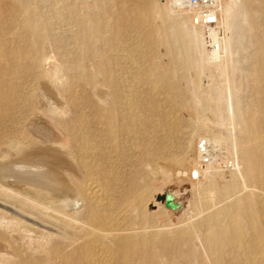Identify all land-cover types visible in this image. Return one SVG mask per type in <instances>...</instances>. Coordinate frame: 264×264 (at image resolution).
<instances>
[{
    "label": "bare ground",
    "instance_id": "6f19581e",
    "mask_svg": "<svg viewBox=\"0 0 264 264\" xmlns=\"http://www.w3.org/2000/svg\"><path fill=\"white\" fill-rule=\"evenodd\" d=\"M167 1H169V6H167L169 7V9L168 11H165V13L168 12L167 16L171 15V22L172 19L176 18V20H174L175 22H173L175 23V27L177 29L176 31H178L177 36L179 37V39L183 40L185 38L188 42H190L191 45L194 46L201 59H204V64H206V67L207 64L211 61L215 62L213 64L214 69L212 70H207L206 67L205 69H203L201 67L203 63H201L200 66H196V68L194 69L196 71L195 74H197L198 78H202L203 75H208V77L211 78H209L211 82L216 80H218L219 83L221 80L227 81L229 78V73H232L230 72L232 65L231 49L233 46L234 32L237 20L236 7L238 3V5L241 6L239 2L241 0H220V25L222 27L223 40L221 43L222 49L219 53H212L208 50L205 40V33L202 28H199L194 24V17L192 16L191 11L184 7V0ZM163 7L164 6H162V8ZM145 10L146 9H140L139 7L138 10H134V12H136L134 16H140L141 12H145ZM23 17L25 18L24 14ZM20 19L22 20L23 18L21 17ZM20 22L21 21H19V23ZM252 26H250V29ZM18 28L20 29V27ZM169 28L172 30L171 27ZM171 30H169L168 33ZM179 39L176 38L177 41H179ZM84 40L85 39H83V41ZM114 41L116 42V40ZM182 43L184 46V42ZM260 43L261 42L258 41V44ZM94 44L96 45L95 42ZM185 47H182V50L185 49ZM41 51L42 50L39 49L38 53H41ZM188 51L189 50H187V52ZM178 53H181V51ZM185 53L186 50L184 54ZM142 54L143 53H141V55ZM235 54L237 55V52ZM136 55L139 56L138 54ZM262 55L264 54L262 53ZM109 57L107 55L106 58ZM114 57L115 56H113V58ZM185 58L189 59L186 54ZM50 59H52V57ZM136 59L137 57L135 58V60H133L137 61L138 59ZM47 60L46 62L44 60L45 64L47 63ZM99 60H97V62H99ZM81 62L84 63L85 66V62ZM27 63H29L28 60ZM139 63L141 64V62ZM188 65L189 64H187V66ZM128 66H130V64L125 67L127 68ZM66 67L67 66H65V68ZM84 68L90 69L89 67ZM188 69L189 66L187 67V70ZM68 70L70 69L68 68ZM136 70L134 69L135 72ZM176 71L178 72L179 70ZM66 72L64 71V67H60L58 64H56V62H49L47 68L41 71L40 78L38 79L39 85L37 86L40 87V89L38 90H41L40 92H42V95L44 94V96L47 98V103L46 101H42V96V98H39L42 100L40 101V105L38 106L36 103L39 102L37 101V97L35 95L37 92H34V89L37 90V88L29 86L28 83L26 84L28 86L25 87V84H23L24 82H22L24 81L23 77L27 75H21L17 77L13 75L14 77L12 76V80H14L16 77L18 82H15L16 85L7 91L3 88V86H0V264H30L31 259H33L32 264H126L129 254L133 253L134 255V251L137 252L138 248L145 249L148 246H156V244L160 241L166 242L165 240L167 238H174L176 239L175 241L180 242H183L184 240L194 241L197 237L198 239H200V234L203 236V239L202 237L201 239L203 240V246H205V249L210 258V264H223V261L221 262V260H219V258L217 257V242L222 237H227L229 235H231L230 237L232 239L230 240V242L233 241L235 247L234 249V247H232L233 244L231 243V249H237L236 256L240 255L242 259L240 257L239 258L243 260L245 264H264V229H261L257 232L253 231L251 236H245L243 233L244 228L242 229L243 226H241L239 222V211H241L240 209H242L244 206L246 207L245 209H249L253 203L252 198L254 197L251 196L252 190L250 193V191L245 189V191L249 192L245 196L243 195L241 197L237 195V190H240L238 189L239 179L241 180V178L244 179L245 177L249 178V175L252 173H250L251 170L259 179H264V135H258L256 134L257 132L255 133L254 131L248 132L246 136L247 141L245 140V142L244 139L240 137L241 139L238 140V143H236L237 148L233 147L235 148V150H239L237 151L240 152V156L237 157L236 155L234 159L235 161L233 160V165H235L234 170H232L228 175L224 173L221 167L219 168L217 166V161L215 160L216 158H218V156L216 157L217 151L219 150L217 148L222 144H225L224 146H226L227 142H230V139H233L231 138V136L236 138L239 135H231L230 127H232L234 121L233 119L235 117L231 118L232 115L229 117L227 115L228 112H224V110L221 108L225 100L222 103L219 100L217 96L219 93H216L215 90L218 89L216 88V86L214 89L202 87L203 89H207L205 91L200 86L202 85L201 82L199 85V81L193 79L196 82L198 81V83L196 85L195 98L192 100V103L193 105H196L197 101L200 100L203 106L201 110L202 112H197V117H194L196 121L194 120L193 126L191 127L192 130H190L189 135L187 134L188 137L186 136V145H184L182 148L180 145L181 143L179 144L180 148L176 145L178 136L182 131L180 129L182 122L180 123L179 121V124L174 120V118V122L172 121L171 124H169L171 120H167L166 122H168V127L169 125L170 127L169 130L168 128H166L167 135H165L166 137H164L166 138V143L165 145L162 144L164 146L163 151L159 153L158 156H155L157 158L155 160L153 159L154 161L151 162L150 160V162H148L144 160V162H141L142 160L138 161V158L136 159L135 156V151L138 150L137 147L139 146L137 135H141L139 130L136 131V127H141L143 125L141 123V119L145 121L146 118L145 113L143 114L144 117L142 118V114H136L134 111V109L138 110V108L140 107L138 105L139 102L137 103V101L141 99V97L138 98V90L135 88L137 91L136 97L138 96V100L136 99L137 101L133 99L135 97L133 94H127L124 96V101H122V104L124 103L123 105H125L123 112L121 110L117 111V109L112 106L114 102H111L112 107L105 106L108 98L107 96H109L110 92L108 93L107 91H104L102 89H99L97 95L95 94L97 96L98 104L86 105L82 112H78L77 103H79V101L82 99L80 95H78L80 92L76 94V92L79 90L76 89L77 91L75 92V94L73 93L75 95L74 101L72 99V101H68L67 98L65 99L59 90V87H61L63 83L65 84V78L67 76H69L70 78V74L66 76ZM78 73L79 76H81L80 71ZM140 73L142 74L143 72L141 71ZM129 74H127V76ZM91 76L92 75H90V77ZM68 80L70 81V79ZM4 81L3 84L5 83ZM139 81L140 83H142L141 80ZM149 81L151 80L149 79ZM152 81L149 83H152ZM121 82L122 80L120 81V83ZM213 84L216 83L213 82ZM210 85H212V83ZM220 85L221 84L217 85V87H221ZM127 86H130L128 85V82ZM230 86L233 87V85ZM104 87L106 86L104 85ZM122 87H124L123 89H125L126 86ZM132 87L131 89H134ZM225 88H223L225 91L223 93H228L227 96L229 95V97L231 98V94H229V92H226ZM135 89L129 91H134L133 93H135ZM234 89L236 88L234 87L233 90L231 89V93H233ZM194 91L195 90H193V92ZM217 91H221V88ZM66 93L67 92L65 91V94ZM232 95H234V93ZM221 96L224 97V95ZM92 97H94V94ZM115 97L117 96L115 95ZM190 97L192 99L194 97V94L193 97ZM198 103L200 102L198 101ZM219 103H221L220 106ZM235 105L236 104H234V106ZM237 107L239 106L237 105ZM196 108L197 107L195 106V110ZM229 108L231 109L232 107L230 106ZM233 109L235 110V107ZM242 110L246 112L245 109ZM142 111L143 110L139 111V113H142ZM207 115H209V117ZM168 117L169 116H167V118ZM244 117L246 118L247 116ZM237 120L238 119H236V121ZM248 120L250 119L248 118ZM238 126L239 125H237V127ZM241 127L242 126H239L238 128ZM135 128L136 130H134ZM163 129L164 128H162V130ZM233 129L232 131L234 133L235 129ZM244 130L243 132H245ZM237 131L239 132L240 130ZM125 134H127V138H123ZM182 134L184 135V133ZM143 138L144 136H142V140ZM197 138L200 139L197 141ZM202 139L207 141L210 148L209 154L211 157V161L204 166H201L200 164L201 158L198 153V142ZM182 143H184L183 140ZM228 146H230L231 148L226 146L225 149L228 153H231V142ZM178 148L180 149L179 152L177 151ZM137 155L139 156V154ZM194 170L199 171L197 180H193L191 178V173ZM169 177H172L173 179L170 180ZM246 181L247 180L245 178V183L247 184L246 187L248 186V184H253L249 183L250 180L248 181V183ZM260 182L263 183L262 180L259 181V183ZM243 184H241V186H245V184ZM256 184L258 183H255L254 187H256ZM257 187L259 188V186ZM258 194H260V191ZM168 195L173 198L174 203L178 204V209L176 211L167 209L164 203L157 200L158 197ZM213 198L215 199V201H213V206H210L212 204L211 199ZM216 201L220 202L215 203ZM242 210L245 213L244 209ZM188 212L194 213L195 216L202 214V217L198 218V220L194 219L195 221H192L193 218L191 216V220L185 219ZM204 213L206 214L204 215ZM253 213H249L248 223L251 227L256 223V221L257 223L259 222L256 219L257 214ZM171 216L177 217L175 218V222L174 220H172L173 217ZM246 216L247 215H245V217ZM258 224H261V222H259ZM246 227L247 226H245V228ZM228 239L230 238L228 237ZM197 242H195L194 244H196ZM162 244L164 245V243ZM173 246L175 245L173 244ZM176 249L177 248H175V250ZM163 253L165 252L163 251ZM151 254H153V252ZM187 257L188 256H186L185 259ZM203 257L205 260L206 256L203 255ZM141 259L145 261L144 258ZM150 259L148 261H150ZM233 259H235V257ZM153 260L155 259H152L151 262H153ZM129 261L134 262L135 260ZM228 261L229 260H227V262ZM174 262L172 261L170 263ZM201 262L203 261L201 260ZM205 262H208V260H206ZM229 264H231V262Z\"/></svg>",
    "mask_w": 264,
    "mask_h": 264
},
{
    "label": "rangeland",
    "instance_id": "374dc122",
    "mask_svg": "<svg viewBox=\"0 0 264 264\" xmlns=\"http://www.w3.org/2000/svg\"><path fill=\"white\" fill-rule=\"evenodd\" d=\"M87 2H89V3H87ZM239 2L241 4V6L238 5L239 4L238 3L237 7H236L237 20H236V28H235V32H234L233 46L231 49V57H232L231 63H232V65H231V71L230 72H232V73H229V76H228L229 78L227 81L221 80L219 83L218 80L211 82L210 81L211 78L208 77V75H203L202 78H198L197 74H195L196 71L194 69L196 68V66H200L201 63H203L202 65H204V66L201 65V67L203 69H205L206 64H204L205 63L204 59H201L198 52L195 50L194 46L191 45L190 42L187 41V39L184 38L183 40H181L177 36L178 31H176L177 29H176L175 23H174L175 22L174 20H176V18L172 17L174 19H172V22H171V17H170L171 15L167 16L168 12L165 13V11H168V9H169V7H167V6H169V1H167V0H57V1L56 0H15V1L14 0H0V55H1L0 57H2V58H0V86H3V88L6 89V91H7L16 85L15 82H18V80L16 79L17 76L27 75V76L23 77L24 81H22V82H24L23 84H25V87H27L29 85V86H33V88L34 87L37 88V90H38V89H40V87L37 85H39L38 79L40 78L41 71L43 69L47 68L49 62L50 63L56 62V64H58L60 67H62V68L64 67L65 72L68 70V68L70 69L66 72V76L70 74V78H69V76H67L65 78L66 79L64 81L65 84L63 83V85L61 87H59V90H60L61 94L63 95V97L65 99L67 98L68 101H72V100L74 101V99H75L74 94L77 90H79L76 92V94H78L80 92L78 95H80V97L82 99L79 101V103H77L78 112H80V111L82 112L86 105L98 104L96 95L99 92V89L107 91L108 93L110 92L109 93L110 97L107 96L108 98H107V101L105 103V106L106 107H108V106L112 107L113 106L114 108L117 109V111L121 110L122 112L124 111V106H125V105H123L124 103L122 104V101H124L125 95H127V94L132 95L133 94L135 97L134 96H132V97H134L133 99H135V100L136 99L138 100V98L141 97V99H140L141 103H140V100H138V101L136 100L137 103L139 102L138 105L140 107L138 108V110L134 109L136 114L138 113L140 115L141 114L143 115L145 113V118H146V119L144 118L145 121L141 119V123L143 125L142 124H140V125H142L143 127L138 126V127H136L137 130H136V128L134 129L136 131L139 130V132L141 133V135L140 134L137 135L140 144L137 141L139 146L137 147L138 150L135 151L136 152L135 153L136 159L138 158L137 159L138 161L142 160L141 162H144V160L148 161V162H150V160H151V162H152L157 158L155 156H158V154L163 151V147H164L163 145H165V143H166V138H164V137H166L165 135H167V133H166L167 129L166 128H168V130H169V127H170V125L168 127V122H166L167 120H169V121L171 120L169 124H171V122L173 121L174 118H175L174 120L177 121L178 123H179V121H180V123L182 122L181 123L182 128L180 126L179 127L182 131L183 130L184 131L180 132V134L178 136L179 142L177 140L176 145L179 148H180V145H181V148L184 145H186L185 144V142L187 140L186 136H187V134L189 135L190 130H192L191 127L193 126L194 120L196 121V119L194 117H197V112L198 113L202 112L201 110H202L203 105H202L200 100H198L200 103H198V101H197L196 105H193V103H192V100L195 98L196 85H197L198 81H199V83H198L199 85H200V82L203 85V86L200 85L201 88L207 87L209 89L210 88L214 89L216 86V88H218V89H215V90H216V93H219L217 95L219 100L221 101V103L225 100L223 102V105L221 106V108L224 110V112H226V111L228 112L227 115L229 117L231 115L233 116V117L231 116V118L235 117L233 119L234 121H233L232 127H230L231 125L229 124L231 135H233V136L239 135L238 136L239 138L236 137L238 139L231 136V138H233V139H230L231 146H232V150H231L232 152L231 153L229 152L230 154L225 149L226 146L230 147V146H228V145H230L229 141L227 142L226 146H224L225 144L224 145L222 144L220 147L217 148V149H219L217 151V154H216V157L218 156V158L215 159L217 161V166L219 168L221 167V169L224 171V173L228 175L229 173H231L232 170H234L235 165H233L234 164L233 162L235 161L234 159H235L236 155H237V157L240 156L239 155L240 152H238L239 150L238 149L235 150V148H233V147H236V143L239 142L238 140H240L242 138V139H244V142H245V140L247 141L246 136H247L248 132H251V131H254L255 133L257 132L256 134H258V135H262V134L264 135V115H263L264 114V55H262V53L264 54V51H263L264 50L263 49L264 48V46H263L264 45V36H263L264 35V0H243V1L241 0ZM119 4H120V7H119ZM244 5H246V6H244ZM162 6H164V7L162 8ZM243 6L245 7V9ZM139 7H140V9H146V10H145V12H141L140 16L135 17L134 14L136 12H134V10L135 11H136V9L138 10ZM23 14H24L25 18L23 17ZM95 14H97V15H95ZM163 15H164V17H163ZM79 16H82V17H79ZM245 16H247L249 18H247ZM21 17L23 18L22 19L23 21L20 19ZM167 17H170V18H167ZM244 19H245V21H244ZM16 21H17V23H16ZM19 21H21V22L19 23ZM246 21L249 23V26H248V23ZM23 25H24V27H23ZM98 25H99V27H98ZM166 25H167L168 29H167ZM250 26H252L251 29H250ZM18 27H20V29ZM42 27H43V29H42ZM169 27H171L172 30ZM254 28H256L257 31ZM148 29H150V30H148ZM17 30L21 31V32H18ZM169 30H171V31L168 33ZM108 32H109V34H108ZM255 34H256V36H255ZM23 36H25V37H23ZM260 37H262V38H260ZM4 38H5V40H4ZM176 38L179 39V41H177ZM11 39H12V41H11ZM83 39H85V40L83 41ZM256 39H258V40H256ZM27 40H28V42H27ZM114 40H116V42ZM258 41L261 42L260 43L261 45L258 44ZM83 42H84V44H83ZM94 42L96 43V45L94 44ZM182 42H184V46H183ZM4 44H5V46H4ZM185 44H186V47H185ZM235 45H237V46H235ZM101 47H102V49H101ZM115 47H116V49H115ZM182 47L183 48L185 47V49L182 50ZM39 49L42 50L41 53L39 52L40 54L38 53ZM87 50H88V52H87ZM124 50L127 52H125ZM185 50H186L185 54L187 55V57H189L190 60L185 58V54H184ZM187 50H189V51L187 52ZM180 51H181V53H178ZM95 52H96V54H95ZM236 52H237V55L235 54ZM258 52H259V55H258ZM118 53H119V55H118ZM141 53H143V54L141 55ZM36 54H37V56H36ZM42 54L44 57L42 56ZM136 54H138L139 56H137ZM107 55H108V57L109 56H112V57L106 58ZM135 55L139 61L137 59H136L137 61H134L136 58ZM179 55L182 57H180ZM192 55H193V57H192ZM34 56H35V58H34ZM40 56L43 58H41ZM113 56H115L116 58L115 57L113 58ZM131 56H133V57H131ZM262 56H263V58H262ZM51 57H52V59H50ZM36 59H38V60H36ZM47 59H50L51 61L47 60ZM101 59H103V60H101ZM27 60L30 64L27 63ZM44 60H45V62L47 60L46 64H45ZM93 60H95L96 62ZM97 60H99V62H97ZM113 60H115L116 62ZM186 60H188V61H186ZM38 61H40V62H38ZM81 61L85 62V66H84V63H82ZM124 61H125V63H124ZM127 61L130 63H128ZM190 61H191V63H190ZM139 62H141V64ZM181 62H182V64H181ZM185 62H187V63H185ZM256 62H257V64H256ZM61 63H63V64H61ZM121 63L125 64V65H122ZM131 63H133V64H131ZM214 63H215L214 61H211L210 63H208L206 69L207 70L214 69V66H213ZM129 64H130V66H128L126 68L125 66H127ZM187 64H189L188 70H190V71L187 70V67H188ZM81 65H82V67H81ZM234 65H235V67H234ZM65 66H67V67L65 68ZM174 66H175V68H174ZM190 66H191V68H190ZM84 67H86V68L89 67L90 69H85ZM130 67L132 68V70ZM134 69L135 70L137 69L136 72L134 71ZM140 70L143 72L142 73L143 75L140 73L141 72ZM176 70H179V71L177 72ZM193 70H194V72H193ZM15 71H17L18 73ZM79 71H80V75L83 78L81 76H79V73H78ZM84 71H85V73H84ZM120 71H121V73H120ZM130 71H131V73L135 72L136 76H135V73L131 74ZM13 72H14V74H13ZM23 72H24V74H23ZM36 72H38V73H36ZM31 73H33V74H31ZM148 73H150V74H148ZM127 74H129V75L127 76ZM144 74H146V75H144ZM13 75L16 76L15 79L17 81L15 79L12 80L14 77ZM90 75H92V76L90 77ZM122 75L124 76L125 79L123 78ZM149 76H150V78H149ZM196 76L198 79L196 78ZM96 77L97 78L99 77L98 79H100V80H98ZM132 77H133V79H132ZM6 78H7V81H6ZM138 78H140V79H138ZM68 79H70V81ZM79 79H81V80H79ZM149 79L151 81L153 80L152 83H149V82H151V81H149ZM193 79L198 80V81L196 82ZM200 79H202V80H200ZM71 80H72V82H71ZM121 80H122V82L120 83ZM139 80H141L142 83H140ZM190 80L194 81V82H191ZM261 80H262V82H261ZM3 81L5 82L4 84H6V85L3 84ZM35 81H36V83H35ZM96 81H97V83H96ZM228 81H230V82H228ZM100 82H101V84H100ZM127 82H128V85H130V86H127ZM210 82L212 83V85H210L211 84ZM213 82H215L216 84H213ZM27 83H28V85H26ZM135 83L137 84V86ZM144 83H145V85H144ZM71 84H72V86H71ZM94 84H96V85H94ZM219 84H221L220 85L221 87H219V86L217 87V85H219ZM91 85H93V86H91ZM104 85L106 87H104ZM213 85H214V87H213ZM224 85H226V86H224ZM230 85H233V87ZM114 86H116V87H114ZM122 86H126L125 89H123L124 87H122ZM132 86H134V87H132ZM194 86H195V88H194ZM227 86H228V89H227ZM86 87H87V90H86ZM127 87H129V88H127ZM131 87L134 89L136 88L138 90V92L136 91V89H135V93H133L134 91L133 92L129 91V90H134V89H131ZM230 87L232 90L234 87L236 88V89H234L235 92L233 91L234 95H232L233 93H231L232 90L230 89ZM241 87H243V88H241ZM152 88H155L157 90L152 89ZM220 88H221V91H217V90H220ZM223 88L226 89V92H229V94H231V96H232L231 98H233V99H231L229 97V95L227 96L228 93H223V92H225ZM37 90L34 89V92L36 91L38 93V91H39L38 94L36 92H35L36 94L34 93L37 97V101L39 102V103H36L37 106L40 105V101L42 99H39V98H42V96H43L42 101H44V102L46 101V103H47V98L44 96V94L42 95V92H40L41 90H38V91ZM64 90L67 93L69 92L68 94H71V95H68L67 93L65 94ZM193 90H195V91L193 92ZM203 90L206 91L207 89H203ZM136 92L138 93V96H139V97L137 96L138 98L136 97V95H137ZM139 92H140V94H139ZM220 93H221V95H224V97L221 96ZM93 94H94V97H92ZM193 94H194V97H193ZM115 95L117 97H115ZM190 96H192L193 98L191 99ZM221 97H223V98H221ZM169 98H171V99H169ZM224 98H226V99H224ZM120 99H121V101H120ZM229 99L231 102L229 101ZM111 102L112 103L114 102V103L112 104ZM226 102H228L230 104V106L232 107L231 108L232 110L229 108L230 106ZM48 103H49V101H48ZM181 103H182V105H181ZM221 103H219V106ZM111 104H112V106H111ZM234 104H236V105L234 106ZM79 105H80V107H79ZM170 105H172V106H170ZM183 105H186V106H183ZM237 105L239 107H237ZM195 106L197 107L196 110H195ZM186 107L188 110L186 109ZM223 107H225V108H223ZM234 107H235V110L233 109ZM192 108H194V109H192ZM258 108H260V109H258ZM169 109H170V111H169ZM242 109H245L246 112L247 111H249V112L246 113ZM141 110H143L142 113L141 112L139 113V111H141ZM166 110H167V112H166ZM182 110H185V111H182ZM191 110H195V111H191ZM230 111L233 113H231ZM243 111H244V115H243ZM194 113H195V116H194ZM229 113H231V114H229ZM241 114L243 115V117ZM167 116L171 117L172 119L169 117L167 118ZM174 116H176L177 118ZM207 116L209 117V115H207ZM244 116H247L254 123L251 122L250 120H248L247 117L245 118ZM143 117H144V115L142 116V118ZM236 119H238L239 121L238 120L236 121ZM208 120H207V122H208ZM249 123H250V125H249ZM237 125L242 126V127L238 128L239 126L237 127ZM189 126H190V128H189ZM243 126H244V128L246 127L245 130H244ZM252 126H253V128H252ZM161 127L164 128L163 129L164 131L162 130ZM232 129L235 132L237 130H240V131L239 132L237 131L236 133L234 132L235 133L234 134ZM243 130L245 132H243ZM161 132L162 133L165 132L166 134L165 133L162 134ZM182 133H184V135ZM144 134H146V135H144ZM142 136H144L143 140H142ZM125 137L127 138V134H125V136L123 138H125ZM139 138H141V139H139ZM163 139H165V140H163ZM181 139L183 140L184 143H182ZM199 139L197 138V141ZM234 140L235 141L237 140V141L235 142ZM141 141H142V143H141ZM141 144H142V146H141ZM178 149H177V151L179 152L180 149L179 150ZM233 149H234V152H233ZM137 154H139L140 157ZM204 170H206V169H204ZM250 173L251 174L249 175V178L245 177L247 180L246 182L248 183V181L250 180L249 183H253V184H251V185L248 184V186L246 187L247 184L245 183V178L244 179L241 178V180L239 179V181H238L239 182L238 186L240 187V188L238 187V189H240V190H237V195L241 196V197L243 195L245 196L247 193H249L248 191H250V193H251V190H252L251 196L254 197V198H252L253 203L249 209H245L246 208L245 206L242 208V209H244L245 213L243 212L242 209H240L241 211H239V217H240L239 222H240L241 226H243L242 229L244 228L243 233L245 236L246 235L251 236L253 231L257 232L261 229H264V226H263V222H264V215H263L264 214L263 213L264 212V185H262V184H264V179H259L257 176H255V174L252 170L250 171ZM253 176H255V177H253ZM172 177H169L170 180L173 179ZM174 177H176V176H174ZM261 180L263 181V183L262 182L259 183V181H261ZM242 181L245 184V186H241V184H243ZM251 181H253V182H251ZM255 183H258V184H256V187H254ZM257 186H259V188ZM250 188H253L254 191H253V189H250ZM245 189L248 191H245ZM259 191H260L261 195L258 194ZM213 201H215L214 198L211 199L212 204L210 206H213V203H214ZM218 202H220V201H216L215 203H218ZM253 208H254L255 212L253 211ZM247 212L256 213L258 216L257 217L255 214L256 219L259 222H261V224H258L259 222L257 223V221H256V223L251 227L250 224L248 223L249 222V213H247ZM205 214L206 213H204V215ZM245 215H247V216L245 217ZM190 216L193 218L192 221H195V220H198V218L202 217V214L195 216L194 213L188 212L186 214L185 219L191 220ZM261 216H263V217H261ZM171 217H173L172 220H174V222H175V218H177V217L176 216L175 217L171 216ZM244 225L247 226L248 228L247 227L245 228ZM262 226H263V228H262ZM251 230H252V232H251ZM200 236L203 239V236L201 234H200ZM230 236L231 235H229L227 237H222L221 239L218 240V242H217L218 246L216 248L217 249L216 250L217 257L219 258V260H221V262L223 261V264H229L230 262H231V264H245L243 262V260H241L242 258L240 257V255L236 256L237 249L234 250L235 247H234L233 241L230 242V240H232ZM201 237H200V239H198V237H197L195 239L196 241L195 240L194 241L184 240L183 242L175 241L176 239H174V238H167L165 240L166 242L160 241L159 243L156 244V246H153V247L148 246L145 249L138 248V250L136 249L137 252L134 251V255H133V253L129 254L128 261L126 264H129V263H131V264H143V263L144 264H179V263L180 264H187V263L191 264L192 262H193L192 264H210V258L208 256L206 249H205V246H203L204 243H203V240L201 239ZM228 237L230 239H228ZM222 240L224 243L222 242ZM197 241H201V242H197ZM195 242H197L198 244L197 243L194 244ZM162 243H164V245ZM219 243H221L222 245ZM231 243L233 244V246ZM173 244L175 246H173ZM177 244H179L180 246ZM199 245H201V246H199ZM227 246H229V247H227ZM231 246L234 247V249L233 248L231 249ZM163 247L166 249H164ZM172 248H173V250H172ZM175 248H177V249L175 250ZM184 248H185V250L187 248V250L185 251ZM160 249H161V251H160ZM162 249L165 253H163ZM172 251L174 254L172 253ZM187 251H188V253H187ZM191 251H193V252H191ZM142 252H144V253H142ZM147 252H149V253H147ZM152 252H153V254H151ZM189 254L191 255V257ZM203 255L206 256L205 260H204ZM138 256H140V257H138ZM147 256H148V258H147ZM152 256H153V258H152ZM186 256H188V257L185 259ZM177 257H178V259H177ZM234 257H235V259H233ZM141 258H144L145 261ZM150 258L155 259V260H153V262H151L152 259H150ZM149 259H150V261H148ZM159 259H160V261H159ZM166 259H168V260H166ZM129 260H132L134 262H131ZM174 260H175V262H174ZM183 260H185V261H183ZM201 260L203 262H201ZM206 260H208V262H205ZM227 260H229V261L227 262ZM32 261H33V259H31L30 264H32ZM172 261L174 263H170Z\"/></svg>",
    "mask_w": 264,
    "mask_h": 264
},
{
    "label": "built area",
    "instance_id": "2783aa9c",
    "mask_svg": "<svg viewBox=\"0 0 264 264\" xmlns=\"http://www.w3.org/2000/svg\"><path fill=\"white\" fill-rule=\"evenodd\" d=\"M184 7L191 11L194 24L202 28L205 33L207 48L212 53H219L222 49L223 32L220 25V0H184ZM210 148L206 140L198 142V153L201 166L211 161ZM199 171L194 170L191 178L197 180Z\"/></svg>",
    "mask_w": 264,
    "mask_h": 264
},
{
    "label": "water",
    "instance_id": "95a60500",
    "mask_svg": "<svg viewBox=\"0 0 264 264\" xmlns=\"http://www.w3.org/2000/svg\"><path fill=\"white\" fill-rule=\"evenodd\" d=\"M157 200L164 203L167 209L173 211H176L178 209V204L173 202V198L170 195L158 197Z\"/></svg>",
    "mask_w": 264,
    "mask_h": 264
}]
</instances>
